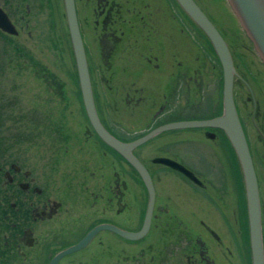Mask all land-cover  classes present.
<instances>
[{
    "label": "flooded vegetation",
    "instance_id": "af4514ba",
    "mask_svg": "<svg viewBox=\"0 0 264 264\" xmlns=\"http://www.w3.org/2000/svg\"><path fill=\"white\" fill-rule=\"evenodd\" d=\"M81 1L84 8L83 21L80 20V14L77 11V0H75V6L92 86L93 66L88 55L89 40L94 41L98 55L95 66L98 72L97 81L100 86L113 90L115 103L125 104L133 109L142 108L148 112L146 115H149L154 108L151 114L154 124L143 133L167 122L186 119L183 117V110L192 108L191 103L194 104V102L189 99L190 94L185 95L184 90L188 92L193 86L195 69L183 62V32L186 15L176 1ZM0 6L8 14L19 34L20 28L27 24L26 16L20 14L21 6L17 3L11 4L8 0ZM169 8L174 14L169 11ZM201 9L205 12L202 7ZM206 15L208 16L207 13ZM186 19L192 23L197 33L200 32V29L187 16ZM193 38L199 41L197 35ZM245 38V41L252 46L247 36ZM227 45L232 51L228 42ZM14 46L16 56L23 54L15 43ZM245 47L249 49L248 45ZM210 50L217 62H214L213 69L218 68V75L220 74L221 77L219 61L213 49L210 48ZM232 58L240 70V64L237 63L238 60L233 52ZM23 68L32 76L36 75L33 64ZM46 78L48 83H44V87L57 90L61 94L66 84L57 81L55 75L49 77L47 74ZM238 82L243 86L246 85L236 70L235 89ZM246 88L247 100L251 102L250 91L247 86ZM253 91L260 112L258 122L254 124L252 110L248 120L246 110L244 107L242 109V105L239 104V106L260 181L264 211V111H260L261 101L256 96L254 88ZM1 93L4 92H0V102L3 99ZM95 104L103 125L117 138L129 141L143 134L122 139L109 129L101 118L96 99ZM1 113L0 107V118ZM18 114L20 119L24 120L23 117H25L28 121L39 122L50 119L49 114L44 116L39 110L35 114L30 113L24 116L21 112ZM131 115L134 116L135 113ZM215 115L217 114L197 115L189 119H204ZM88 126L89 128L84 131L85 143L92 147L104 146L103 141L95 134L89 123ZM187 131L191 129L168 130L150 139V142L161 139L166 133L177 137ZM195 131H198L200 138L213 141V144L219 145L225 151L230 168L232 167L237 179L235 184L227 187V184H222L224 180H220L221 186L215 189L207 180L208 174L184 162L176 151L161 152L159 149L157 155H150L147 160H143L137 152L138 149L134 150L133 153L149 172L155 188L149 231L144 237L134 241L110 231H99L90 242L75 251H71L72 246L97 224L107 222L132 231L140 228L147 205V192L136 170L122 158L128 166L126 172L129 175L128 180L140 183L146 192V198L144 195L145 199L139 200L143 204L139 211L135 213L134 206L127 200L126 190L129 186L127 179L121 178V171H115L112 196L110 195L111 197L106 200L110 203L111 209L108 212L105 211L112 214L111 218L91 219L89 217H94L97 210H91L90 215L86 210L76 211L82 203L87 204L89 199L86 196L72 198L67 191V186L64 187V192L58 191L55 182L40 172L26 156L20 153L11 156L9 152L0 150V264H128L129 255L124 253L120 256L121 239L128 243L125 244L128 248H124V252L129 250V247L132 248L130 250L134 249L133 252L140 248L137 255H134L132 264H251L244 187L236 155L222 130L204 128L195 129ZM206 131L213 132L214 137L212 139L206 137ZM60 134L61 131L58 132V135ZM65 138L71 141L69 136L65 135ZM70 151L71 146L64 147L62 152ZM156 156L168 157L182 164L193 173L199 183L177 169L153 162L152 159ZM53 164L56 163L53 162ZM166 183L175 185L177 199L171 200L169 193L172 191L166 188ZM227 188L230 192L232 190L235 196L234 209L228 211L227 207L219 208L218 220H211L210 215L215 211L211 205L215 203L216 197L219 201H223ZM182 189L190 191L184 200L178 198ZM209 191H212L213 195ZM134 197L136 198L137 195ZM93 198L94 200L90 203L92 206L98 203L102 196L95 195ZM73 200L80 204L77 203L72 207ZM126 211L130 214H125ZM100 212L104 213L103 206ZM230 212L234 216L233 219L229 217ZM136 217L139 218L136 224L120 225V221L133 222ZM153 230L159 237V243L147 241L143 246L144 243L140 241L147 239ZM106 232L113 235L115 239L113 244L118 246L114 247L112 244L109 249L102 241L94 242L101 233Z\"/></svg>",
    "mask_w": 264,
    "mask_h": 264
},
{
    "label": "rangeland",
    "instance_id": "374dc122",
    "mask_svg": "<svg viewBox=\"0 0 264 264\" xmlns=\"http://www.w3.org/2000/svg\"><path fill=\"white\" fill-rule=\"evenodd\" d=\"M4 1L0 0V4ZM8 1L21 6L20 14L26 16L25 23L27 24L20 28V33L14 37L0 31V92H4L1 93L3 99L0 102L2 109L0 150L9 152L11 156H15L17 153L26 156L34 166L38 167L40 172L55 182L58 191L64 192V187L67 186V191L72 198H79L80 195L86 196L89 201L87 204L82 203V206L77 207L76 211L86 210L90 215L91 210H97L94 217H89L91 219L111 218L112 214L107 213L111 206L106 200L112 196L113 173L121 171V178L127 179L129 183L126 190L127 200L134 206V212L137 213L143 206L139 200L143 201L146 198V192L140 183L128 180L129 175L126 173L128 166L122 157L105 144L92 147L85 143L84 131L89 126L80 101L62 0ZM196 1L231 46L232 52L238 60L237 63L240 64L241 73L254 88L256 96L261 101L260 111H264V65L250 43L245 41L246 35L229 4L226 0ZM82 4L81 0H77V11L81 21L84 20ZM169 11L174 14L172 9L169 8ZM184 19L183 62L185 65L193 66L195 70L193 86L190 87V90L185 86L189 90L188 92L186 89L184 90L185 95L190 94L189 99L194 104L191 103L192 108L183 110V117L189 119L195 118L197 115L219 114L221 111L217 80L219 70L218 68L213 69L216 61L210 50L212 47L208 46L209 42L202 31L197 33L186 16ZM193 35L199 37V43L193 38ZM14 43L19 47V51H23L20 56H16ZM88 44V55L93 66V90L101 118L108 128L122 139L142 134L154 124L151 118L154 108L149 115H146L148 112L142 108L133 109L125 104L117 105L113 100V90L100 86L97 81L98 72L95 66L98 55L94 41L89 40ZM246 45L249 49L245 47ZM196 56L197 58H195ZM32 64L36 70L34 76L23 68ZM47 74L49 77L55 75L57 81L66 84L61 94L57 90L44 87L43 84L48 83L46 81ZM37 75L39 76L36 77ZM235 90L238 102L242 105V109L244 107L247 119L250 120L252 105L247 100L246 85L243 86L238 82ZM38 110L44 116L49 114L50 119H43L39 122L28 121L25 117H23L24 120L20 119L18 114L19 112L23 116L30 113L35 114L38 113ZM133 112L134 116L131 115ZM249 129L251 132V127ZM60 131L61 134L58 135ZM65 135L69 136L71 141H68ZM163 136L159 140H152L149 146L138 149L139 156L143 160H147L150 155H157L159 149L161 152L176 151L184 162L201 170L206 175L208 174L207 180L215 189L217 186H221L220 180H224L222 184H227V187L235 184L237 179L233 174L232 167L230 168L225 151L219 145L213 144V141L200 138L195 129L182 132L177 137H172L170 133ZM70 146V154L62 152L64 147L70 148ZM53 162L56 164L54 165ZM166 188L172 191L169 193L171 200L177 199L175 185L166 183ZM228 190L229 188L222 198V202L225 204H222L217 197L215 203H212L211 207L215 211L210 215L211 220H218L219 208L226 209L227 207L228 211L234 209L235 196L232 190L231 192ZM209 192L212 194V191ZM189 193V190L182 189L178 198L184 200ZM95 195L102 196V200L100 199L92 206L90 203L94 200L93 196ZM74 200L72 207L78 203ZM102 206L104 213L100 212ZM125 214L129 215L130 212L126 211ZM229 217L230 219L234 218L231 212ZM138 219L136 217L133 222L128 223L120 221V225H134ZM216 225H218L217 222ZM158 238L153 230L147 239L140 242L159 243ZM114 240L113 235L106 232L101 233L94 242L102 241L110 249ZM125 244L128 243L121 239L119 242L120 256L126 253L129 255L127 263L132 264L133 257L137 255L140 248L133 252L134 249L130 250L132 248L129 247L130 249L124 252V248H128ZM113 246H118V244H113Z\"/></svg>",
    "mask_w": 264,
    "mask_h": 264
},
{
    "label": "water",
    "instance_id": "95a60500",
    "mask_svg": "<svg viewBox=\"0 0 264 264\" xmlns=\"http://www.w3.org/2000/svg\"><path fill=\"white\" fill-rule=\"evenodd\" d=\"M185 15L202 31L210 43L221 68V111L219 114L204 119H184L158 125L142 135L124 141L114 136L99 118L87 57L78 23L75 0H62L66 29L74 61L80 101L85 117L95 134L105 145L118 153L140 176L147 192V205L141 226L138 230L123 229L112 223H100L88 230L72 246L71 251L85 246L99 231H110L127 240H138L144 237L151 226L155 201V188L149 172L143 162L133 153L134 150L150 145V139L174 129L217 128L224 132L236 158L242 176L245 195L248 244L251 264H264V211L260 181L254 166L235 86L236 70L250 91L254 124L258 122L260 112L253 88L233 62L232 51L224 37L201 9L195 0H175ZM236 16L245 35L252 43L264 65V0H226ZM0 31L8 35H17L18 30L8 14L0 6ZM205 136L212 139L214 133L206 131ZM153 162L165 164L184 173L195 182L198 179L191 171L173 159L156 156Z\"/></svg>",
    "mask_w": 264,
    "mask_h": 264
},
{
    "label": "trees",
    "instance_id": "16d2710c",
    "mask_svg": "<svg viewBox=\"0 0 264 264\" xmlns=\"http://www.w3.org/2000/svg\"><path fill=\"white\" fill-rule=\"evenodd\" d=\"M217 80H218V90H219V95H220V93H221V77H219V75L217 77Z\"/></svg>",
    "mask_w": 264,
    "mask_h": 264
},
{
    "label": "bare ground",
    "instance_id": "6f19581e",
    "mask_svg": "<svg viewBox=\"0 0 264 264\" xmlns=\"http://www.w3.org/2000/svg\"><path fill=\"white\" fill-rule=\"evenodd\" d=\"M245 51V50H244Z\"/></svg>",
    "mask_w": 264,
    "mask_h": 264
}]
</instances>
